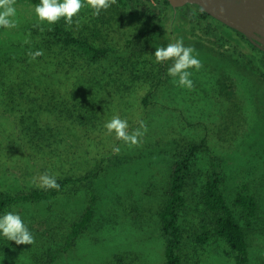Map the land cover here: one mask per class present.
Returning <instances> with one entry per match:
<instances>
[{"label":"rangeland","instance_id":"1","mask_svg":"<svg viewBox=\"0 0 264 264\" xmlns=\"http://www.w3.org/2000/svg\"><path fill=\"white\" fill-rule=\"evenodd\" d=\"M126 2L117 0L97 18L88 17L86 23H106L108 29H99L109 33L112 46L103 59L104 75L122 77L113 86L118 88L123 79L125 87L135 82L143 86H136V91L126 88L134 93L122 95L119 107L118 92L108 91L107 97H100L103 107L108 98L113 109L99 128L106 130L107 138L92 152H87L82 142L73 153L71 144V152L54 157L51 168L49 164L41 172L60 179L74 178L59 194L0 207V216L9 211L19 214L35 237L32 245H17L0 233V264H165L158 209L168 196L177 152L202 141L204 146L192 161L187 207L180 217L184 264H234L231 250L214 233L206 244L194 239L196 226L211 222V214L202 203L211 159L222 164L226 199L248 231L249 264H264V56L255 47H250L247 55L232 54L229 43L219 42L217 31L197 14L192 16L188 7L171 27V12L159 0ZM14 6L18 26L0 27L1 54L19 44L15 34L24 23L38 20L33 0H16ZM94 29L87 28L89 33ZM179 39L196 49L203 64L199 71L189 69L192 90L179 87L168 75L172 61L157 63L154 56L156 48ZM143 97L147 100L144 104ZM133 104L136 107L132 109ZM114 116L128 121L129 133L140 127V121L145 122L147 132L138 145L126 144L114 132L108 134L104 125ZM85 128L89 135L95 132L92 125ZM59 133L55 130L52 139L59 141L65 135L62 144L72 143L66 132ZM32 172L21 162L6 164L0 168V191L25 193L37 187L32 183ZM245 184H251L258 194L259 211L254 216L236 202ZM91 189L97 195L95 214L70 239Z\"/></svg>","mask_w":264,"mask_h":264},{"label":"trees","instance_id":"2","mask_svg":"<svg viewBox=\"0 0 264 264\" xmlns=\"http://www.w3.org/2000/svg\"><path fill=\"white\" fill-rule=\"evenodd\" d=\"M33 1L36 5L40 3V0ZM120 1L127 5L126 0ZM159 1L165 10L171 12L172 23L178 20L185 7L195 12L200 11L190 4L175 8L169 0ZM84 3L85 7L79 17L73 18L71 27L66 25L64 19L54 25L41 23L39 20L26 22L15 34L19 44L0 53V168H4L8 163L21 162L24 169L29 167L30 172L33 171V178L47 170L49 164L51 168V164L55 162L54 157L71 152L72 145L73 153L79 151L82 142L87 146V152L98 149L101 144L99 141L107 138L106 130L99 128L103 127V118L111 117L112 115L108 114L113 111L108 98L104 107L101 98L105 97L108 91L118 92V103L116 98L114 100L119 107L124 101L120 100L124 99L122 95L128 96L132 92L126 90L136 91L137 87L143 86L135 82L132 86L130 84L131 87H125L127 85L123 83V79L117 88L113 85L122 77L117 78L112 73L104 75L106 65L103 59L110 51L112 42L109 41V33L99 29H108L104 21L86 23L87 18L93 15V10L87 6V0H84ZM202 13L210 15L205 11ZM87 28L95 29L89 33ZM38 50H42L44 54L36 60H31L29 51ZM141 100L143 104L147 102L146 97ZM135 107V104L131 106L132 109ZM111 119L108 118L106 122ZM72 125L74 127L69 132ZM87 125L94 128L92 135L86 133ZM55 130L66 132L72 143L68 140L66 147L62 144L65 135L59 141L53 140ZM89 138L91 142L87 141ZM202 146L203 141L177 152L168 179V196L162 200L158 209L165 241V264H184L180 217L187 207L186 186L192 170V161ZM211 165L202 195V203L205 210L211 214V222L196 226L194 239L199 244H206L214 233L223 239L231 250L234 264H249L248 231L240 224L226 199L222 164L219 160L211 159ZM56 179L60 184L59 191L39 187L31 188L25 193L1 190L0 207L21 199L52 198L74 178ZM96 200V191L91 189L89 202L81 217L74 222L69 234L70 239L75 238L80 230L89 224L96 211ZM236 202L249 216H254L259 211L258 194L251 184L244 185Z\"/></svg>","mask_w":264,"mask_h":264},{"label":"clouds","instance_id":"3","mask_svg":"<svg viewBox=\"0 0 264 264\" xmlns=\"http://www.w3.org/2000/svg\"><path fill=\"white\" fill-rule=\"evenodd\" d=\"M116 2L117 0H87V6L93 10V15L99 16L101 11H106ZM15 4L16 0H0V27L9 29L18 26ZM84 7V0H40V3L35 6V14L41 23L46 22L49 25H54L64 19L66 25L71 27L73 18L78 16ZM200 11L203 12L204 9L201 8ZM191 15L195 16L196 12L193 11ZM43 54L42 50L29 51L28 56L31 60H36L37 57ZM154 56L157 63L173 62L167 71L168 75L173 78L174 83L189 90L194 88V81L191 79L192 72L189 69L195 68L199 71L203 67L202 61L198 58L199 53L194 47L185 46L184 41L179 39L169 43L167 47L156 48ZM104 127L107 129L108 134L114 132L117 139L130 146L138 145L141 142L140 138L147 132V125L144 121H140V127L129 133L128 121L121 119L119 116H114ZM114 150L119 151L118 148ZM32 183L45 190H60V184L57 182L56 177L49 175L47 172L38 177H33ZM0 233L17 245H32L35 243V237L22 217L11 211L0 216Z\"/></svg>","mask_w":264,"mask_h":264},{"label":"water","instance_id":"4","mask_svg":"<svg viewBox=\"0 0 264 264\" xmlns=\"http://www.w3.org/2000/svg\"><path fill=\"white\" fill-rule=\"evenodd\" d=\"M175 8L192 4L243 35L264 53V0H169Z\"/></svg>","mask_w":264,"mask_h":264},{"label":"flooded vegetation","instance_id":"5","mask_svg":"<svg viewBox=\"0 0 264 264\" xmlns=\"http://www.w3.org/2000/svg\"><path fill=\"white\" fill-rule=\"evenodd\" d=\"M184 6L178 8H182ZM196 14L201 18V21H205L207 24H210L217 31L219 35V40H218L219 42L226 43V45H228L229 43V48L231 49L232 54L238 55L239 53L240 54L245 53V55H247L248 51H250L251 49L250 47L257 48L255 45H253L248 40H246L243 35L233 30L232 28L222 23L221 21L215 19L211 15H203L201 11H197ZM177 22L178 20H176V22L174 23ZM174 23H172V27L174 26ZM219 42H216V44H220ZM257 49L260 50L259 48ZM261 53L264 56V53L263 52Z\"/></svg>","mask_w":264,"mask_h":264}]
</instances>
